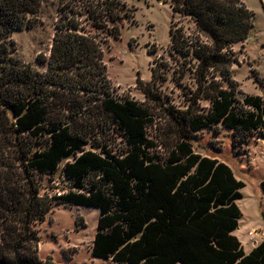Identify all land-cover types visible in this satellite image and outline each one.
<instances>
[{"label": "trees", "instance_id": "1", "mask_svg": "<svg viewBox=\"0 0 264 264\" xmlns=\"http://www.w3.org/2000/svg\"><path fill=\"white\" fill-rule=\"evenodd\" d=\"M93 1L80 13L90 29L59 7L49 56L37 55L45 66L40 72L10 55L7 37L32 25L41 0H0V126L12 132L18 160L0 163V264H59L39 257L35 226L57 203L98 208L90 252L113 263L264 264V240L245 252L233 233L244 182L225 162L194 152L189 135L221 125L240 139L264 140V96L239 99L222 85L237 61L233 45L250 33L252 11L243 0H172L175 12L194 22L195 36L170 26L169 53L193 61L195 100L204 93L209 106L186 111L174 143L159 155L146 135L147 108L109 92L98 38L108 32L105 20L114 22L109 34L119 37L115 22L124 2ZM93 100L124 138L122 154L101 143L100 151L87 149L86 132L73 125L74 107L85 110ZM63 159V176L78 190L42 194L38 178L54 173ZM260 186L264 193V178Z\"/></svg>", "mask_w": 264, "mask_h": 264}, {"label": "rangeland", "instance_id": "2", "mask_svg": "<svg viewBox=\"0 0 264 264\" xmlns=\"http://www.w3.org/2000/svg\"><path fill=\"white\" fill-rule=\"evenodd\" d=\"M89 1L93 0H41L38 11L30 15L32 25L9 33L10 55L45 72V66L37 61V55L49 56L55 23L61 16L59 7H66L64 15L90 29L89 22L84 24L85 15H80L85 14L83 4ZM243 1L253 13L252 28L244 43L233 45L237 61L231 67L230 80L222 81V85L232 89L239 99L245 94L264 96V0ZM119 2H124L115 22L119 37L114 39L109 34L114 22L105 20L108 32L101 31L98 38L101 39L109 92L119 101L135 100L147 108L152 120L146 127V135L156 145L151 151L164 155L177 137L176 128L187 114L185 112H201L209 106L204 93L195 100L198 91L195 77L188 70L193 61L169 53L170 26L182 27L186 35L193 37L194 22L188 16L175 12L172 0ZM153 70L155 77H152ZM137 78L142 81L141 86L136 84ZM143 85L150 87L151 96H146ZM74 109L77 113L73 125L86 132L87 149L100 151L98 144L101 143L116 155L126 151L127 144L121 133L94 100L87 104L85 110ZM189 135L194 152L225 162L235 177L244 182L240 190L242 198L236 202L242 211L237 234L246 239L250 229L253 231L249 235L252 244L264 240V193L260 186L264 178V140L254 137L240 139L234 135L233 129L221 125L204 127ZM66 160L58 163L54 173L38 178L42 194L57 195L78 190L62 174ZM0 163L18 164L12 132L2 130L1 126ZM89 179L90 176L86 181ZM98 215V208L92 206L53 204L45 219L35 224L39 236V257H51L59 264H117L91 255Z\"/></svg>", "mask_w": 264, "mask_h": 264}, {"label": "crops", "instance_id": "3", "mask_svg": "<svg viewBox=\"0 0 264 264\" xmlns=\"http://www.w3.org/2000/svg\"><path fill=\"white\" fill-rule=\"evenodd\" d=\"M242 43H244V42H242ZM239 44H241V42H239ZM240 221L241 220H239V223H240ZM238 230H240L239 226H238V228L233 233L235 234V236L241 242V244H242L245 252H248L252 247H254L258 242H260V241H257L255 244H252L251 243V240H250L249 235H248V232L250 231V229L247 230V233H246L247 237H246V239H243L239 234H237L238 233ZM248 243L250 244L249 247L247 246Z\"/></svg>", "mask_w": 264, "mask_h": 264}, {"label": "built area", "instance_id": "4", "mask_svg": "<svg viewBox=\"0 0 264 264\" xmlns=\"http://www.w3.org/2000/svg\"><path fill=\"white\" fill-rule=\"evenodd\" d=\"M65 162H66V161H65ZM62 174H63V173H62ZM64 193H65V192H64ZM60 194H62V193H57V195H60ZM252 232H253V231H249V232H248V235H251ZM249 238H250V237H249Z\"/></svg>", "mask_w": 264, "mask_h": 264}]
</instances>
